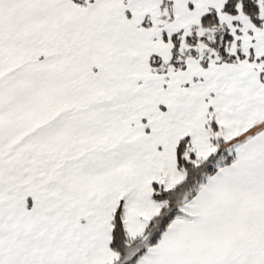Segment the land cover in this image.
Returning <instances> with one entry per match:
<instances>
[{
	"label": "snow or ice",
	"instance_id": "snow-or-ice-1",
	"mask_svg": "<svg viewBox=\"0 0 264 264\" xmlns=\"http://www.w3.org/2000/svg\"><path fill=\"white\" fill-rule=\"evenodd\" d=\"M0 264H264V0H0Z\"/></svg>",
	"mask_w": 264,
	"mask_h": 264
}]
</instances>
